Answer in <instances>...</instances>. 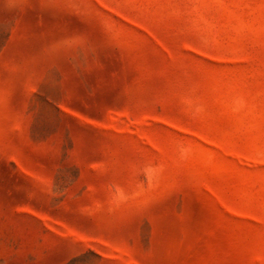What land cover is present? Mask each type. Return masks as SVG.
Returning <instances> with one entry per match:
<instances>
[{"label": "rangeland", "instance_id": "obj_1", "mask_svg": "<svg viewBox=\"0 0 264 264\" xmlns=\"http://www.w3.org/2000/svg\"><path fill=\"white\" fill-rule=\"evenodd\" d=\"M0 264H264V0H0Z\"/></svg>", "mask_w": 264, "mask_h": 264}]
</instances>
